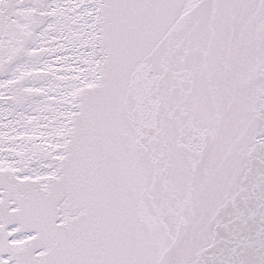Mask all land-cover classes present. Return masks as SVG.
I'll list each match as a JSON object with an SVG mask.
<instances>
[{"label": "snow or ice", "instance_id": "6c2138e0", "mask_svg": "<svg viewBox=\"0 0 264 264\" xmlns=\"http://www.w3.org/2000/svg\"><path fill=\"white\" fill-rule=\"evenodd\" d=\"M0 264H264V0H0Z\"/></svg>", "mask_w": 264, "mask_h": 264}]
</instances>
